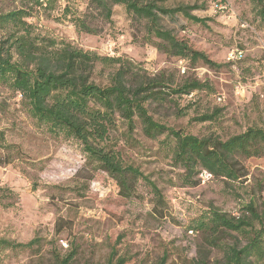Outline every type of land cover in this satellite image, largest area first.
<instances>
[{
    "label": "rangeland",
    "instance_id": "obj_1",
    "mask_svg": "<svg viewBox=\"0 0 264 264\" xmlns=\"http://www.w3.org/2000/svg\"><path fill=\"white\" fill-rule=\"evenodd\" d=\"M154 1L167 7L202 5L192 13L205 18L204 24L178 14L162 16L160 25L221 66L191 63L158 50L148 41L144 20L133 19L123 5L114 4L109 22L90 0H0V15L23 10L28 27L21 30L10 21L0 22V47H8L13 34L28 33L39 43L54 41L55 47L68 43L101 56H120L149 75H162L171 85L190 78L206 82L211 89L147 102L155 120L186 133L226 139L248 127H263L264 20L258 2ZM76 18L96 33L77 30ZM111 70L96 63L91 79L105 85ZM205 112L216 117L195 120ZM0 130V239H40L32 248L0 246V264H53L54 253H73L75 264H105L113 251L114 261L122 257L123 264H193L204 244L194 226L211 207L239 214L256 189L255 178L264 176V154L237 155L248 170L245 181L201 173L196 185H185L182 168L172 161L171 138L145 136L138 120L129 135L119 121L111 133L114 150L123 164L154 181L163 200L157 203L141 177L132 194L124 196L114 178L85 159L76 140L51 132L32 115L21 94L1 79ZM208 256L213 262L221 253L214 249Z\"/></svg>",
    "mask_w": 264,
    "mask_h": 264
},
{
    "label": "trees",
    "instance_id": "obj_2",
    "mask_svg": "<svg viewBox=\"0 0 264 264\" xmlns=\"http://www.w3.org/2000/svg\"><path fill=\"white\" fill-rule=\"evenodd\" d=\"M256 1L264 20L263 0ZM90 4L109 22L112 5L121 4L133 19L146 22L148 41L158 50L191 63L202 61L210 67L221 66L204 52L194 49L188 40L178 38L160 25L162 16L178 14L204 24L205 18L192 13L202 5L167 7L154 0H90ZM26 14L23 10L9 11L0 15V22L10 21L16 29L21 27V30L28 31L22 19ZM74 22L77 30L96 33L84 19L76 18ZM152 36L159 40L152 41ZM11 48L17 55L16 59ZM96 63L112 67L105 85L91 79ZM0 79L21 94L32 115L51 132L76 140L85 159L114 178L124 196L132 194L136 179L141 177L149 185L157 203L162 204L163 200L154 181L137 167L123 164L114 150L111 133L119 121L123 122L129 135L138 120L145 136L155 139L164 134L171 138L172 161L182 168V183L188 186L196 185L199 181L197 176L203 171L224 181H245L248 170L237 155L264 154V126L248 127L241 133L220 139L214 135L186 133L155 120L148 111L147 102H160L170 95L179 96L193 90L211 89L210 85L193 78L171 85L162 75H149L144 68L120 56H101L68 43L55 47L54 41L39 43L28 33H15L8 47H0ZM215 117L214 112H205L195 120L208 121ZM3 143L4 135L0 130V145ZM255 188L239 214L211 207L194 226L202 232L204 244L193 264H264V197L261 195L264 176L255 178ZM39 242L38 238L25 243L0 239V246L32 248ZM214 249L221 253V258L210 262L208 255ZM113 258L114 251L105 264L125 262L122 257L115 261ZM53 259V264H75L73 253L67 256L54 253Z\"/></svg>",
    "mask_w": 264,
    "mask_h": 264
},
{
    "label": "built area",
    "instance_id": "obj_3",
    "mask_svg": "<svg viewBox=\"0 0 264 264\" xmlns=\"http://www.w3.org/2000/svg\"><path fill=\"white\" fill-rule=\"evenodd\" d=\"M241 55V51H237V56ZM202 173L208 174L207 172L203 171Z\"/></svg>",
    "mask_w": 264,
    "mask_h": 264
}]
</instances>
